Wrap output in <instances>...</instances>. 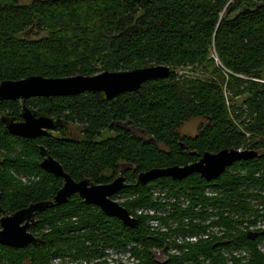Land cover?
<instances>
[{
  "label": "trees",
  "instance_id": "obj_1",
  "mask_svg": "<svg viewBox=\"0 0 264 264\" xmlns=\"http://www.w3.org/2000/svg\"><path fill=\"white\" fill-rule=\"evenodd\" d=\"M159 65L170 68L167 78L114 101L88 92L30 98L26 107L56 121L36 139L9 134L3 119L19 121L21 102L0 103L6 215L51 201L62 187L40 168L42 148L76 182L105 185L121 174L125 185L112 199L136 219L126 227L74 195L35 214L29 232L37 245H0V264H110L109 251L136 264H264V235L247 238L264 222V0H0V84ZM193 119L205 123L181 138ZM239 149L258 156L215 180L137 183L139 173ZM149 211L162 212L166 232L151 228ZM187 237L197 241L177 243ZM169 246L178 254L156 262L153 252Z\"/></svg>",
  "mask_w": 264,
  "mask_h": 264
},
{
  "label": "water",
  "instance_id": "obj_2",
  "mask_svg": "<svg viewBox=\"0 0 264 264\" xmlns=\"http://www.w3.org/2000/svg\"><path fill=\"white\" fill-rule=\"evenodd\" d=\"M170 73L169 67L159 65L130 71L102 72L94 76L78 75L65 78L32 76L19 81H3L0 84V103L21 102L20 121L7 118L3 121L7 131L13 136L25 139L48 136L55 128L56 121L26 107L25 102L30 98L70 97L88 92L101 93L105 100L114 101L124 93L136 92L147 81L167 78ZM40 150L44 155L39 164L40 168L47 174L61 178L63 185L51 201L30 204L10 215L3 214L0 218V245L10 248L37 245L40 239L28 232L35 213L64 204L74 195L78 196L86 205L97 207L106 216L118 219L124 226H135L136 219L131 218L124 207L112 200V197L125 185L124 177L121 174L111 183L105 185H95L86 179L76 182L64 172L59 162L45 153L42 148ZM256 156L258 153L245 150L241 152L222 150L215 154L204 153L197 162L186 166L155 168L139 173L137 183L146 185L161 178L179 181L193 174H198L209 182L217 179L226 168L235 162L249 160ZM259 235H264V230L260 233L248 232L247 238L253 240Z\"/></svg>",
  "mask_w": 264,
  "mask_h": 264
},
{
  "label": "built area",
  "instance_id": "obj_3",
  "mask_svg": "<svg viewBox=\"0 0 264 264\" xmlns=\"http://www.w3.org/2000/svg\"><path fill=\"white\" fill-rule=\"evenodd\" d=\"M237 151L241 152L242 150L239 149ZM153 194H154V197L158 196L157 191H154ZM208 194H210V193H208ZM170 202L173 203V200H171ZM138 213L140 214V212H138ZM147 214L149 216H152V217L156 216L149 221V225L151 226V228L159 230L160 232H166L167 227L164 226V223H162L158 219L159 217H161V215H163L162 212L156 213V212L149 211ZM130 217L133 218V216H131V215H130ZM258 223H261V224H258ZM262 224H263V222H257V224L250 227L248 231L249 232H256L258 230H264V225H262ZM196 241H197L196 237L195 238L194 237H187L184 239H182V238L177 239V243L180 245H184L187 243H195ZM153 254H154L153 256L155 257L156 262L164 263L167 261V255L178 254V251L169 246L166 250H164V249L163 250H161V249L155 250L153 252ZM106 261L110 264H113L114 261L115 262L121 261L125 264H136L137 263L133 258L130 257L129 254L120 255V254L113 252V251H111V252L109 251L108 256L106 258Z\"/></svg>",
  "mask_w": 264,
  "mask_h": 264
},
{
  "label": "rangeland",
  "instance_id": "obj_4",
  "mask_svg": "<svg viewBox=\"0 0 264 264\" xmlns=\"http://www.w3.org/2000/svg\"><path fill=\"white\" fill-rule=\"evenodd\" d=\"M33 1H36V0H17V3L19 5H28L30 4L31 2ZM41 1H44V0H41ZM33 34L31 33L30 35H28V37H32ZM43 36V34L41 35ZM33 38V37H32ZM180 76V73L178 74ZM263 79H264V71H263ZM226 95H228V93L226 92ZM227 104L228 105H231V102L229 100H227ZM205 123V120H201V119H193V120H190L184 124H182V126L180 127L179 129V133H182L183 135H187V136H195L198 132V127L200 124H204ZM108 137V134L107 133H103L102 135V138H106ZM101 139V138H99ZM115 202L118 203V201L120 202L119 199H115L114 200ZM258 224H261V223H258ZM264 225V222L263 224ZM262 249H264V245L262 246ZM53 264H60L59 262L55 261Z\"/></svg>",
  "mask_w": 264,
  "mask_h": 264
},
{
  "label": "flooded vegetation",
  "instance_id": "obj_5",
  "mask_svg": "<svg viewBox=\"0 0 264 264\" xmlns=\"http://www.w3.org/2000/svg\"><path fill=\"white\" fill-rule=\"evenodd\" d=\"M19 121H20V120H19ZM53 130H54V129H53ZM53 130L50 132V134L53 132ZM179 135H180L181 138L184 137V136H187V135H183L182 133H180ZM188 137H192V136H188ZM180 145H181L182 147H184L183 142H180ZM199 159H200V158H199ZM114 196H115V195H114ZM114 196H113V197H114ZM113 197H112V198H113ZM112 200H113V199H112ZM84 204H85V203H84ZM92 206H93V205H92ZM0 208H1V207H0ZM3 214H5V213H4V212L2 213V209H1V211H0V218H2ZM35 214H36V213H35ZM5 215H6V214H5ZM34 219H35V215H34ZM33 223H34V220H33ZM33 223H32V224H33ZM32 224H31V225H32ZM31 225H30V226H31ZM0 229H1V227H0ZM28 232H29V229H28ZM31 234H32V233H31ZM32 235H33V234H32ZM33 236L36 237L35 235H33ZM36 238H37V237H36ZM1 246H3V245H1ZM5 247H7V246H5Z\"/></svg>",
  "mask_w": 264,
  "mask_h": 264
}]
</instances>
